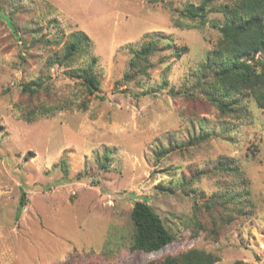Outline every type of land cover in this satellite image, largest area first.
I'll list each match as a JSON object with an SVG mask.
<instances>
[{
    "label": "rangeland",
    "instance_id": "rangeland-1",
    "mask_svg": "<svg viewBox=\"0 0 264 264\" xmlns=\"http://www.w3.org/2000/svg\"><path fill=\"white\" fill-rule=\"evenodd\" d=\"M164 1L0 0L17 32L0 14V264H147L192 250L264 264V108L205 65L222 44L215 7L229 0H209L203 21L179 13L203 0ZM79 31L86 52L53 62ZM148 38V74L114 86ZM92 58L98 97L65 73ZM250 63L263 70V55ZM39 77L74 105L26 119L42 100L20 88ZM136 200L173 236L158 250L131 246Z\"/></svg>",
    "mask_w": 264,
    "mask_h": 264
},
{
    "label": "trees",
    "instance_id": "trees-1",
    "mask_svg": "<svg viewBox=\"0 0 264 264\" xmlns=\"http://www.w3.org/2000/svg\"><path fill=\"white\" fill-rule=\"evenodd\" d=\"M156 2L157 0H149ZM165 2L164 0H160ZM203 0L199 5H187L180 11V15L189 18H200L205 20L208 13L207 2ZM223 16V22L218 27L222 44L213 49L206 58L205 65L209 70L217 71L222 80L231 78L232 86H241L249 89L256 104L264 108V65L263 70L257 71L250 63L256 55H263L264 58V0H229L223 5L215 7ZM13 34L17 35L15 25L9 13L0 11ZM61 50L52 55V61L70 66L74 56L86 52L89 46V37L79 31L69 34ZM158 50V42L153 38L144 40L138 48L131 50V57L128 61V68L121 78L114 82V86L122 85L140 75L148 74L152 66L151 56ZM186 47H180V51ZM95 58H92L84 67L69 68L65 70L68 76L79 79L84 93L93 94L98 97L99 79L93 72ZM202 69L204 66L202 65ZM207 70L208 72H210ZM211 70V71H212ZM240 86V87H238ZM21 92L28 95L39 96L42 102L24 110L26 119L31 120L35 114L53 115L56 111L63 110L74 105L71 99L59 98L52 93L51 85L42 78H37L21 85ZM47 99L46 102L43 99ZM52 99V101H50ZM88 100H82L76 106L79 109H86ZM225 105H221L223 107ZM230 160L231 159H226ZM103 164V163H102ZM224 167L223 163L218 165ZM61 167L66 173L65 161H61ZM25 201V193L22 191L19 199L21 207ZM131 219L134 225L131 246L144 251H155L169 243L173 236L165 227L160 216L154 212L151 206L144 200L134 201ZM179 261L182 264H215L217 257L210 253H202L192 250L179 257L167 256L159 261H149L147 264H175ZM237 264H246L239 261Z\"/></svg>",
    "mask_w": 264,
    "mask_h": 264
}]
</instances>
